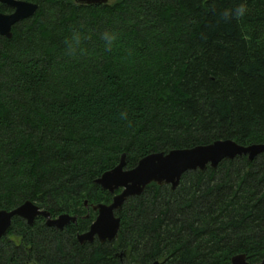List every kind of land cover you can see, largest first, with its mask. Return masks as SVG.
<instances>
[{
  "label": "trees",
  "instance_id": "trees-1",
  "mask_svg": "<svg viewBox=\"0 0 264 264\" xmlns=\"http://www.w3.org/2000/svg\"><path fill=\"white\" fill-rule=\"evenodd\" d=\"M26 1L36 13L0 34V209L30 200L78 219L15 217L0 264L260 262L264 152L189 170L175 191L149 184L116 211L113 241L77 235L112 202L95 179L123 153L133 168L218 139L264 143V0ZM241 3L240 19L220 18Z\"/></svg>",
  "mask_w": 264,
  "mask_h": 264
},
{
  "label": "water",
  "instance_id": "water-1",
  "mask_svg": "<svg viewBox=\"0 0 264 264\" xmlns=\"http://www.w3.org/2000/svg\"><path fill=\"white\" fill-rule=\"evenodd\" d=\"M1 3L13 9L10 13L0 12V34L7 38L13 36V26L33 16L38 10V4L26 0H0ZM80 4H106L109 0H75ZM264 152V143L242 145L233 139H218L209 144H200L188 148L172 149L169 152H154L142 157L133 168H126V153L120 162L112 169L105 171L95 179L103 189L113 193L111 203L92 204L97 212L95 220L87 231L79 233L77 239L81 244L93 242L96 239L104 243L118 237L121 227V217L116 211L132 196L141 195L151 183L170 185L172 191L179 186L183 174L189 170L204 172L209 166L217 168L224 159H234L246 155L254 160ZM88 206V200H85ZM43 216L48 226L63 229L70 223L77 222V216L62 213L56 217L46 209H41L28 200L12 210L0 209V240L7 235L15 217L25 219L33 225L37 216ZM124 253H120L122 257ZM151 264H160L159 260ZM230 264H264V258L257 263H250L244 253L232 257Z\"/></svg>",
  "mask_w": 264,
  "mask_h": 264
},
{
  "label": "clouds",
  "instance_id": "clouds-1",
  "mask_svg": "<svg viewBox=\"0 0 264 264\" xmlns=\"http://www.w3.org/2000/svg\"><path fill=\"white\" fill-rule=\"evenodd\" d=\"M247 10V5L246 4H239L235 7V9H231V8H226L221 12L220 18L224 21V22H228L229 20L235 18V19H240L246 12ZM104 38L105 39H115L114 36L109 37V34L106 32L104 34Z\"/></svg>",
  "mask_w": 264,
  "mask_h": 264
},
{
  "label": "flooded vegetation",
  "instance_id": "flooded-vegetation-1",
  "mask_svg": "<svg viewBox=\"0 0 264 264\" xmlns=\"http://www.w3.org/2000/svg\"><path fill=\"white\" fill-rule=\"evenodd\" d=\"M1 3V2H0ZM1 4H3V3H1ZM4 5H6V4H4ZM7 6V5H6ZM9 7V6H8ZM12 11H13V9H12Z\"/></svg>",
  "mask_w": 264,
  "mask_h": 264
}]
</instances>
